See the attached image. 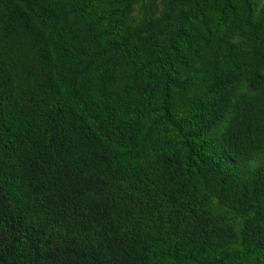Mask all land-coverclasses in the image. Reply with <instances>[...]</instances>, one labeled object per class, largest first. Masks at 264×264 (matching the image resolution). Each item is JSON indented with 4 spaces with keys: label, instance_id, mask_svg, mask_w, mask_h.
Wrapping results in <instances>:
<instances>
[{
    "label": "trees",
    "instance_id": "trees-1",
    "mask_svg": "<svg viewBox=\"0 0 264 264\" xmlns=\"http://www.w3.org/2000/svg\"><path fill=\"white\" fill-rule=\"evenodd\" d=\"M0 264H264V0H0Z\"/></svg>",
    "mask_w": 264,
    "mask_h": 264
}]
</instances>
